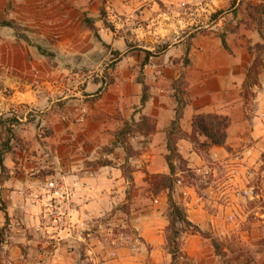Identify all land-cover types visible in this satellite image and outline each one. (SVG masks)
Segmentation results:
<instances>
[{"label": "crops", "instance_id": "1", "mask_svg": "<svg viewBox=\"0 0 264 264\" xmlns=\"http://www.w3.org/2000/svg\"><path fill=\"white\" fill-rule=\"evenodd\" d=\"M161 1V7L151 0L141 9V0H0V201L5 206L0 227L5 215L10 223L0 245L3 264L96 263L106 244L104 232L114 225L137 229L139 217L162 214L167 190L149 191L147 174H169L166 134L175 119V82L185 100L179 119L185 136L176 147L187 167L204 173L208 164H225L231 170L226 182L236 183L260 165L264 53L258 108L250 118L242 91L254 46L264 37L256 28L241 29L236 40L225 38L227 50L214 33L193 29L179 35L195 18L187 21L168 10L186 0ZM227 2L220 0L221 7ZM138 10L147 17L142 35L166 48L130 50ZM173 33L178 34L169 42ZM146 50L153 55L142 65ZM111 52H117L116 62L106 69L107 79L99 73ZM198 113L230 120L225 146L211 145L206 157L186 137ZM198 139L208 142L203 135ZM51 181L70 191L69 200L58 205ZM177 182L179 196L195 191L192 184ZM198 199L193 196L187 204ZM146 230L159 231L153 223ZM126 261L135 264L134 258Z\"/></svg>", "mask_w": 264, "mask_h": 264}, {"label": "rangeland", "instance_id": "2", "mask_svg": "<svg viewBox=\"0 0 264 264\" xmlns=\"http://www.w3.org/2000/svg\"><path fill=\"white\" fill-rule=\"evenodd\" d=\"M96 1L105 4L109 0ZM156 1L161 7L162 1ZM261 1L228 0L227 4L221 7L220 0H186L185 3L168 11L171 14L177 13L186 18L187 21H190L192 17L195 18L194 21L182 26L180 30H184V33L181 34L180 32L179 35H185L196 29L194 32L214 33L220 39L234 35L236 40L240 37L241 29H257L255 20L249 14H253V5ZM141 2V9H143L148 8V3L151 0H141ZM209 3L212 8L206 5ZM139 11L137 12L139 17L133 24L137 32L134 33L135 35L129 43V46L132 47L130 50L148 45L155 46L154 51L156 52L162 44L157 45L156 42L147 41L145 35H142L146 29L147 17L144 14L141 15ZM215 12H218L217 17L212 18V14ZM99 14L106 16L103 8L99 9ZM105 22L104 24L109 30H115L114 24L106 20ZM177 34L173 33L169 42H172L173 37ZM190 36L187 37V40ZM261 45L260 49L254 46V57L258 56L259 60L262 61L264 43ZM115 57L116 55L111 52L102 62V65L106 66L102 75L106 76L107 79L109 76L106 69L115 64L116 61H112ZM182 62L185 65L189 63L187 55ZM260 67H263V62ZM257 74L247 78V85L243 87L242 91L248 118L258 108L255 101L259 96ZM256 80L257 82L254 84L253 82ZM260 159V165L253 169L243 182L238 180L236 183L226 182L231 170L227 169L225 164H208V171L202 173L187 167L185 159H183L184 161L177 158L173 159L175 178L183 183L192 184L195 189L192 195L200 198L189 206L187 203L193 196L191 194L186 196L182 192L179 196L180 188L175 187V184L178 183V180H175L172 191L173 199L184 209L188 219L208 234L206 236L218 238L222 242L224 250L223 255H217L210 238L199 233H192L189 230L182 231L179 234L180 252L175 264H264V154L261 155ZM180 171L183 172L180 173ZM150 176L147 174V180L150 183L149 191L156 193ZM197 205L200 208H197ZM196 208L199 211H196ZM167 210L168 192L166 207L161 215L154 217L149 215L147 218L139 217L137 229L133 225L124 227L114 225L112 231L104 232L101 236L106 244L102 250L101 260L96 263L90 260L87 264H126L124 262H129L126 261L129 258H134L135 264H172L171 254L165 244L166 226L168 224ZM187 210L190 212L188 213ZM199 222H202L205 227L200 226ZM151 223L158 226L159 231L150 232L146 230ZM206 224L209 226L207 227ZM7 233H4V239ZM3 251L4 249L0 247V264H3Z\"/></svg>", "mask_w": 264, "mask_h": 264}, {"label": "trees", "instance_id": "3", "mask_svg": "<svg viewBox=\"0 0 264 264\" xmlns=\"http://www.w3.org/2000/svg\"><path fill=\"white\" fill-rule=\"evenodd\" d=\"M253 14H249L256 22L257 31L264 37V0L258 2L253 5ZM218 12L212 14V18L217 17ZM104 17V15L102 16ZM90 25H92V21H89ZM104 23L105 20H104ZM96 34V33H95ZM98 38V35L96 34ZM221 43L225 49H229L224 37H221ZM167 45L163 44L160 49L166 48ZM255 47L260 49L262 47L261 44H256ZM116 54L117 52H113ZM153 55L151 51L146 50L145 58L142 62V65L147 64L149 57ZM262 65V61L259 60L258 56H255L251 65L249 66L247 78L255 76L258 72L259 67ZM257 82L254 81L255 84ZM247 83L245 82L243 87H246ZM174 96L177 99V107L175 113V119L172 121L169 129L167 130L166 139H167V151L166 161L169 167V174L161 175V174H153L150 176L152 180V185L154 192H158L161 189L167 190L168 192V210L166 213V218L168 224L166 226V236H165V244L166 248L171 254L172 264H175L178 259L180 247H179V234L182 231L189 230L192 233H199L202 236L208 237L211 239L212 246L217 255H223L224 250L222 248V242L216 237L206 236L207 233H204L200 227L193 222H191L184 209L173 199L172 191L174 188L175 180V166L173 159L177 158L178 160L184 161L181 155L177 151L176 141L178 138L185 136L179 127V119L182 115V109L185 106V100L183 98V89L181 88L180 82L173 83ZM146 98V94L143 92L142 101ZM230 120L227 116L219 115L216 113H198L193 116L192 119V133L186 136L192 143L194 150L201 154V156H205L207 149L211 145H221L225 146L226 141V130L229 126ZM198 135H203L207 138L208 142H200L198 139ZM4 149H6V144H3ZM2 154L3 151H0V168L4 169L2 164ZM206 157V156H205ZM125 176L131 180V175ZM0 209L4 211L5 206L3 202L0 201ZM9 230V219L8 216L5 215L4 225L0 228V243L3 241L4 233Z\"/></svg>", "mask_w": 264, "mask_h": 264}, {"label": "built area", "instance_id": "4", "mask_svg": "<svg viewBox=\"0 0 264 264\" xmlns=\"http://www.w3.org/2000/svg\"><path fill=\"white\" fill-rule=\"evenodd\" d=\"M99 75H102V72L99 73ZM89 78V74L83 73V79ZM105 78V76H103ZM49 187L52 189V196L53 199L56 200L58 205H61L65 201L69 200L70 198V191H68L63 185L57 184L54 181H51L49 183ZM54 215H59V211L55 210L52 212ZM59 213V214H58Z\"/></svg>", "mask_w": 264, "mask_h": 264}]
</instances>
